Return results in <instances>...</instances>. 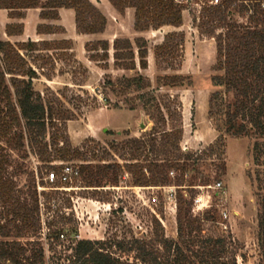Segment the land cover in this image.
<instances>
[{
  "label": "rangeland",
  "instance_id": "rangeland-1",
  "mask_svg": "<svg viewBox=\"0 0 264 264\" xmlns=\"http://www.w3.org/2000/svg\"><path fill=\"white\" fill-rule=\"evenodd\" d=\"M90 1L106 19L103 32H80L76 12L70 8L59 9L56 19L42 18V8L27 9L21 18L12 17L10 10L0 9V40L14 44L36 42V47L23 50L30 66L37 71L34 87L47 101L58 95L73 111L67 130L72 146L82 153L79 158L56 160L50 168L32 154L10 151L11 174L26 197H32L37 190L40 199L42 230L36 236L28 235L23 242L36 240L42 244L44 264H75L71 255L78 240L103 243L104 239L150 240L160 231L167 237L177 238V202L180 197L191 201L195 196V199L203 197L205 202L210 199L212 206L200 207L194 201L193 214L202 217L210 211L217 220L205 223V233L231 237L239 246L238 264H258L261 259L259 207L250 177L256 169L255 138L227 136L225 149L217 147L214 154L200 152L220 135L209 116L210 99L216 90L212 81L217 63L216 40L202 35L198 28L204 2L208 0H189L183 8L181 27L164 26L146 31L136 30L135 8L120 12L110 0ZM232 11L235 20L248 22L246 17ZM10 24L22 25L23 32L18 34L20 29L16 27V34L10 36L7 33ZM173 31L182 32L185 40L176 56L169 59L172 62L169 65L165 56L156 53L157 46ZM142 37L147 41V68L141 67L137 47V40ZM116 39L132 42L134 60L116 58ZM104 41L109 43L108 50ZM123 63L130 67L135 63V68H126ZM174 74L182 75L185 83L191 81L192 85L163 86L164 76ZM138 75L146 78L144 88L136 85L127 88L119 82ZM108 79L116 85L107 84ZM142 93L149 95L144 98ZM168 95L180 104L178 113L175 102L170 110L166 108ZM106 96L110 98L109 104ZM148 99L152 102L147 103ZM158 108L165 113L169 127L183 125L182 151L194 153V157H173L176 166L169 169L167 183L170 185L135 186L134 176L127 168L134 161L129 155L123 156L122 147L153 132L159 120L153 119ZM155 159L157 155L150 154L149 162ZM140 162L149 163L143 158ZM157 162L166 164L165 160ZM64 165L78 170L79 175L66 183L59 179L47 180L51 171L60 176ZM184 165L189 166L185 173ZM183 177L186 187L179 188L176 185ZM204 181L209 185H202ZM219 182L221 186H216ZM191 184L194 186L189 188ZM169 186L175 187L174 196ZM49 226L62 230L65 238L50 235ZM113 249L126 258L135 254L118 247Z\"/></svg>",
  "mask_w": 264,
  "mask_h": 264
},
{
  "label": "trees",
  "instance_id": "trees-1",
  "mask_svg": "<svg viewBox=\"0 0 264 264\" xmlns=\"http://www.w3.org/2000/svg\"><path fill=\"white\" fill-rule=\"evenodd\" d=\"M110 1L120 12H125L129 7L136 9L137 31L183 25L184 7L175 0ZM31 8H42V18L54 19L59 16V9L70 8L76 12L80 32L92 34L105 30L106 19L90 0H0V9L10 10L12 17L21 18L23 12ZM232 10L246 17L248 22L235 20ZM199 20L201 34L215 38L217 45V63L212 76L216 90L210 99L209 116L220 132L218 139L200 152L214 154L217 147L219 150L225 149L227 136L255 138L253 158L256 169L250 177L259 207L258 243L261 259L258 264H264V0H220L217 5H206ZM16 27L20 29L18 34H21L23 26L13 24L8 25L7 33L15 35ZM184 40L182 32H170L164 42L157 46L156 54L165 56L171 65L169 59L176 56ZM36 46L35 41L14 44L0 40V264L45 263V251L39 241L23 242L28 235L36 236L42 230L38 191L32 197L25 196L26 192L10 172V151L32 154L50 168L56 160L82 156L80 149L72 146L67 130V122L74 117L73 111L65 106L58 95L47 101L34 87L37 71L30 66L23 50ZM104 46L108 50L109 43L104 41ZM137 47L141 67L147 68L146 39L139 38ZM123 48L129 51L121 53ZM115 49L118 60L135 59L130 40L116 39ZM122 65L135 68V63L131 67L127 63ZM163 79L166 80L163 86L192 85L191 81L185 83L186 78L178 74L166 75ZM145 81L143 75H138L122 78L119 82L127 88L134 85L144 88ZM106 82L116 85L111 79ZM147 95L142 93L144 98ZM166 98L168 102L165 106L170 110L175 101L170 95ZM105 101L109 104L110 98L106 96ZM146 102L150 103L152 99ZM175 104L178 113L181 106L177 102ZM157 112L153 119L159 120L153 132L141 139L131 140L122 147L123 156L129 155L134 161L127 168L134 176L135 186L170 185L167 183L169 169L176 166L173 157H194V153L182 151L183 125L169 127L165 113L160 108ZM170 114H174L173 111ZM153 153L157 159L149 162L150 154ZM142 158L149 162L148 165L140 162ZM156 160H165L166 164L160 165ZM188 168V165H184V173ZM204 182L202 185H209L208 181ZM176 186L186 187L184 177ZM194 200L195 196L191 201L180 197L177 202V238L167 237L160 231L150 240L104 239L103 243L82 239L73 248L71 259L75 264H238V244L231 237L207 235L205 223L216 222V217L210 211L202 217L195 216L192 211ZM48 229L49 234L55 237L66 236L62 230L52 229L51 226ZM114 247L135 254L126 258L114 251Z\"/></svg>",
  "mask_w": 264,
  "mask_h": 264
},
{
  "label": "built area",
  "instance_id": "built-area-1",
  "mask_svg": "<svg viewBox=\"0 0 264 264\" xmlns=\"http://www.w3.org/2000/svg\"><path fill=\"white\" fill-rule=\"evenodd\" d=\"M178 4L182 5L183 7L185 6L186 3L189 2V0H175ZM205 3L206 5H217L218 3H220V0H208ZM204 6V7H205ZM172 174H174V172H171ZM79 175V171L74 169L73 167L69 166V165H64L63 169H62V173L60 176H56V172L55 171H51L50 173H48L47 175V180L55 182L56 180H60L61 182H69L71 181L75 176ZM216 186H221V183H217ZM169 190L172 196L175 195V187L174 186H169ZM195 204L199 205L200 207H204V208H210L212 206L210 199H208L206 202L204 201L203 197H197L195 200Z\"/></svg>",
  "mask_w": 264,
  "mask_h": 264
},
{
  "label": "water",
  "instance_id": "water-1",
  "mask_svg": "<svg viewBox=\"0 0 264 264\" xmlns=\"http://www.w3.org/2000/svg\"><path fill=\"white\" fill-rule=\"evenodd\" d=\"M141 126H142V127H144V126H145V124H141Z\"/></svg>",
  "mask_w": 264,
  "mask_h": 264
},
{
  "label": "crops",
  "instance_id": "crops-1",
  "mask_svg": "<svg viewBox=\"0 0 264 264\" xmlns=\"http://www.w3.org/2000/svg\"><path fill=\"white\" fill-rule=\"evenodd\" d=\"M63 10V9H62ZM132 21H134L133 19H132ZM141 33V32H140ZM9 38V37H8Z\"/></svg>",
  "mask_w": 264,
  "mask_h": 264
}]
</instances>
